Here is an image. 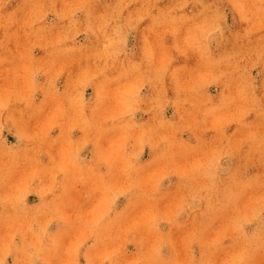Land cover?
Listing matches in <instances>:
<instances>
[{
  "label": "rangeland",
  "instance_id": "obj_1",
  "mask_svg": "<svg viewBox=\"0 0 264 264\" xmlns=\"http://www.w3.org/2000/svg\"><path fill=\"white\" fill-rule=\"evenodd\" d=\"M0 264H264V0H0Z\"/></svg>",
  "mask_w": 264,
  "mask_h": 264
},
{
  "label": "bare ground",
  "instance_id": "obj_2",
  "mask_svg": "<svg viewBox=\"0 0 264 264\" xmlns=\"http://www.w3.org/2000/svg\"><path fill=\"white\" fill-rule=\"evenodd\" d=\"M93 239V238H92Z\"/></svg>",
  "mask_w": 264,
  "mask_h": 264
}]
</instances>
